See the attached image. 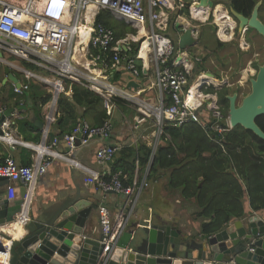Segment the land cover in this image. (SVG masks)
Instances as JSON below:
<instances>
[{
	"label": "built area",
	"instance_id": "obj_1",
	"mask_svg": "<svg viewBox=\"0 0 264 264\" xmlns=\"http://www.w3.org/2000/svg\"><path fill=\"white\" fill-rule=\"evenodd\" d=\"M196 1L192 0L189 6L191 13ZM185 6V0H0V62L20 76L19 85L9 81L13 92L22 96L34 82L50 94L48 101L41 105L39 143L26 142L10 135V122L6 117L0 124V140L12 147L22 145L33 151L27 165L16 162L11 156L0 164V179L25 187L21 208L13 221L23 227L26 225L30 220L37 178L46 172L53 160L63 161L89 175V180L95 181L102 193H113L123 198L114 218L106 207H99L98 241L103 249L97 264H105L130 224L140 193L148 186L149 162L145 172L140 174L136 162L137 171L128 184H123L122 171L111 172L108 169V163L114 159L118 149L116 145L103 143L95 150V163L103 168L102 175L74 157L76 150L89 145L92 140L105 142L111 137L113 125L108 117L98 125L80 118L63 136H51V125L59 117L58 98L71 94V89L67 91L65 87L66 80L82 84L99 95L107 113L114 105V97L131 103L141 115L138 120L148 122L153 128L151 158L162 143L166 125L181 126L194 122L212 139L217 133L223 134L232 129L228 117L219 109L216 92L208 90L211 86L214 90L220 88L222 77L217 79V84L210 78L201 83L198 91L205 99L197 102L198 98L200 100L198 94L194 100L188 101L192 85L200 76H208V70L195 72L193 64L201 59L195 56L191 61L185 51L176 53L171 39L163 33L170 11L184 9ZM100 13L146 32L141 33L138 54L141 58L145 57L154 69L156 100L149 96L143 98L139 92H127L126 86L111 80L112 74L118 70L132 71L136 75L138 72L133 59L128 57V33L123 38H115L114 30L97 20ZM5 54L13 56L14 61L8 60ZM212 78L216 79L214 75ZM259 217L264 223V214ZM6 224L0 225V264H8L14 239L5 232L3 226ZM261 236L251 239L250 251L255 250L254 243Z\"/></svg>",
	"mask_w": 264,
	"mask_h": 264
},
{
	"label": "water",
	"instance_id": "obj_2",
	"mask_svg": "<svg viewBox=\"0 0 264 264\" xmlns=\"http://www.w3.org/2000/svg\"><path fill=\"white\" fill-rule=\"evenodd\" d=\"M261 3L260 0L253 6L249 16L232 8L229 12L237 21L239 31L253 29L264 41V23L258 17ZM193 5L195 8L210 9L215 6L213 0H197ZM178 25L179 22L177 29ZM178 31L181 33L179 48L184 50L197 44L196 27L180 28ZM4 72L6 76L3 82L8 80L19 85L7 66ZM207 75L213 76L211 72H207ZM249 83L250 92L241 102H238L236 92L226 96L227 117L232 128L241 126L264 141V132L255 121L258 116L264 115V60ZM18 107L24 108V105ZM11 113V108L5 110L1 121ZM34 124L42 128L41 120L36 119ZM9 185L7 179H0V186H6L5 196L0 197V225L13 221L25 195L22 184L17 190ZM80 210V205L73 201L50 212L49 216L45 214V209L36 216L30 211V220L23 227V235L12 241L8 264H97L103 246L83 230L89 208L85 212ZM138 228L144 237L139 245L130 248ZM258 235L262 236L255 241V250L250 251V241ZM194 251L197 252L196 256L193 255ZM105 264H264V223L257 214H252L234 219L220 231L198 241L183 236L176 225L162 220L155 223L143 218L127 227Z\"/></svg>",
	"mask_w": 264,
	"mask_h": 264
},
{
	"label": "crops",
	"instance_id": "obj_3",
	"mask_svg": "<svg viewBox=\"0 0 264 264\" xmlns=\"http://www.w3.org/2000/svg\"><path fill=\"white\" fill-rule=\"evenodd\" d=\"M187 1L188 0H185L186 3ZM170 13L173 19V29L177 32L178 35V42L179 36L181 34L178 29L192 27V25L189 26L187 25V22H185V18H187V16L183 13V9H177L175 11L171 10ZM109 18L111 20V23H118L115 29L103 22L105 25L111 27L114 30L115 38H123L126 36V33H128V57L133 59L135 63V68L138 72L136 75L132 71L118 70L112 74L111 80L113 82L119 83L120 86H126L128 88L126 90L127 92H130L132 94L140 93L143 98H148L149 96L150 99L156 100L157 89L153 84L155 78L154 69H152L150 62H148L145 57L141 58L138 54L141 41V33L145 34L146 32L142 29H139L138 31L137 28L132 26V24L126 23L125 21L118 20L110 16ZM177 22H179V25L177 26L178 29L176 28ZM167 28L168 25L166 24V28L163 30V32L166 31ZM183 51L187 53L186 49H184ZM5 66L7 65L4 64V66L1 68L2 77L0 78V124L2 122L1 115L4 114L5 110L11 108L12 113L6 116V118L10 122V128L8 132L10 133V135L18 139L24 140V137L19 134L17 130V125L15 124L14 120L28 118L33 123L36 119L41 120L40 116L42 113V106L40 104L38 105L41 110L39 114L40 116L36 117V115L34 114V109L37 110L38 108L35 107L36 105H33L34 102L31 101V99H28L27 106L25 105L24 108H19L18 106L20 105H16L14 103L15 96H12L14 94L12 91L13 89L11 82H9L8 80L3 82V79L6 76L4 72ZM206 67L208 71H212V68L210 69V66L206 65ZM9 70L14 76H16L17 79H20V76L18 74H14L13 70H11L10 68ZM116 73L118 74L117 78H115ZM65 87L67 91L70 90V88L66 84ZM41 89V91L35 89L33 91H39L40 94H42L43 91L47 92L44 87H42ZM116 98L123 100L121 105L118 106L114 103V100H116ZM116 98L114 97L112 101V104L114 103L115 106L112 105L109 113H107L102 102L103 108L105 109L106 114L108 115V118L111 120L113 125L111 137L105 142H102L98 139H94L90 142L89 145L76 150L73 155L77 160H79L83 164L90 166L91 168L96 170L100 175H102L103 168L97 165V163H95V150L98 148L99 145L103 143L116 145L118 149L115 152L114 159L108 163V169L111 172H116L119 170L122 171L123 180L128 181L130 175H128V168L126 164H131V162H133L134 167L132 169L134 170V172L137 171V155H139V158L142 157L141 146L145 145L146 147H148V149L151 150L152 153L153 133L150 132V128L148 127L150 125L148 124V122L141 123L138 120L141 115H138V113H136V110L134 109L135 107L131 103L125 101L120 97ZM36 101L38 102L39 99H37ZM129 107L131 108V110L133 109L136 113L135 117L133 118V123L131 127H128L127 113H122V110H128L129 112ZM85 119L93 125L90 117H86ZM70 130V124L60 126L56 122L55 124L51 125V136L57 135L61 137ZM1 132L2 128L0 126V133ZM25 135L32 137L34 133L25 132ZM166 139H168V134L165 133L162 135L161 144H163V140ZM24 141L36 143L28 139ZM61 147L62 149L65 148L63 142ZM32 154L33 151L27 147H24L22 145H14L12 147L7 142L0 140V158L2 156H11L16 160V162L22 164L23 160H31ZM149 160L150 161L148 165L147 175L148 186L144 188L143 191L140 193V196L134 208V212L130 217L129 223H135L143 218L150 219L152 222L155 223H157L159 220H162L171 225H176L183 236H189L198 241L204 239L205 237L199 234L200 218H198V216L196 215L197 207L194 201L184 200L179 190L170 188L168 186V171L158 169L150 170L151 156ZM137 164L139 174L142 171L144 173V169L147 168V166L142 167L141 163L139 162ZM10 184L11 187L14 188V190L15 188L17 190V188L20 186V184L18 183L10 182ZM5 187L6 186H0V197L5 196ZM73 201H76V204L80 205L81 210L83 212H85L86 209L89 208L87 217L85 216V225L83 227V230H86V234H90L92 237L98 239L100 237L99 207H106L114 218L115 213H117L118 210L121 208L123 198L119 195H114L113 193H102L96 182L89 180V175H86L85 173L76 168L70 167L63 161L53 160L50 166L47 168L46 172L37 178V181L34 186L30 211H32L33 216H36V214L40 213V210L45 209L47 210L45 214L49 216L50 212H53L55 209H58L64 205L72 203ZM246 206V217H249L252 214H257L258 216L264 214V210L259 212H252L249 209L248 204ZM6 225H4L3 227L5 228L8 226ZM6 233L9 234L8 231ZM196 253L197 252L194 251L193 255L196 256Z\"/></svg>",
	"mask_w": 264,
	"mask_h": 264
},
{
	"label": "trees",
	"instance_id": "obj_4",
	"mask_svg": "<svg viewBox=\"0 0 264 264\" xmlns=\"http://www.w3.org/2000/svg\"><path fill=\"white\" fill-rule=\"evenodd\" d=\"M214 4H218L213 0ZM260 0H229L228 7L238 13L249 16L253 6ZM259 7L264 6V0ZM191 0H188L183 13L189 16L188 7ZM112 28L116 29L118 23H111L109 15L100 13L97 17ZM250 30V29H248ZM217 47L210 49L204 46L209 54H215L218 48L226 43L216 40ZM135 52V51H134ZM203 61V59H202ZM30 68L33 65L26 64ZM208 70L201 61L194 67V71ZM118 74L116 73L115 78ZM71 89L69 96L61 95L57 101L59 117L57 124L65 126L70 124L71 128L80 118L90 117L93 125L102 123L108 115L102 105L101 98L86 86L65 81ZM41 85L30 83V88L22 96H15V104L26 105L28 99L34 102L33 105L36 117L40 116L39 104H45L50 94L43 91ZM39 90L34 92L33 90ZM41 89V90H40ZM218 95V103L224 110L228 109L227 95L232 94L222 88L214 90ZM13 91V90H12ZM39 99L37 102L36 100ZM37 102V103H36ZM123 100L116 98L114 103L121 105ZM224 116L226 112L224 110ZM41 117V116H40ZM256 123L264 132V115L256 118ZM17 130L24 140L39 142L41 130L28 118L15 119ZM165 133L168 139L163 140V144L158 145L151 158L150 170L168 171V186L179 190L181 196L186 200H193L200 218L199 234L208 237L223 229L226 224L234 219L246 217L245 207L248 204L252 212L264 210V141L256 136L252 131L241 126H236L224 132L217 133L215 139L208 136L199 124L187 122L181 126L166 125ZM25 132L34 133L26 136ZM142 157L137 161L142 167L148 165L151 150L145 145L141 146ZM8 156L0 158V164L5 162ZM31 160H23L22 164L27 165ZM124 165V164H123ZM140 165V164H139ZM128 168L129 183L134 174V163L126 164ZM133 170V171H132ZM143 172V171H142Z\"/></svg>",
	"mask_w": 264,
	"mask_h": 264
},
{
	"label": "rangeland",
	"instance_id": "obj_5",
	"mask_svg": "<svg viewBox=\"0 0 264 264\" xmlns=\"http://www.w3.org/2000/svg\"><path fill=\"white\" fill-rule=\"evenodd\" d=\"M215 1H217L218 3V5L216 4L217 5L216 7L221 6L226 11V14H229V7L227 5L229 0H215ZM215 8H213L214 11ZM212 10L209 11L210 14L207 16V19L204 21H200L199 19L193 18L191 15L185 18L186 19L185 22H187V25L195 26L199 32L197 39L198 45L194 47L186 48L188 59L193 61L192 60L193 56L194 57L197 56L198 58H200L201 62L204 63V65L210 66V69L212 68L211 72L213 73L216 79L220 80V77L223 78V81L222 79L219 81V83L222 85L220 87L222 88V90L226 89L227 93L228 91L230 93L236 92L238 94V97L240 98L244 97L246 93H248L250 90L249 79L254 77L258 65L261 64L264 59L263 38L260 35H258L253 29L246 30L245 32L239 31L237 27V23H235L234 29H228V31L226 30L227 33H231V39L227 41L220 40L221 42H225L226 44L218 48L215 54H211L212 56L208 55L209 53L208 52L206 53V51L204 50V46L207 45L210 49L213 50L215 49V47H217L216 40L218 39V36L216 34L218 30L217 29L218 26H216V23H214L215 20L214 13L216 14V12H213ZM170 14L171 13H169L167 17L168 28L163 33L166 34L171 39L175 51L177 53L182 49L179 48L177 42L178 35L177 32L173 29V25H172L173 19ZM258 17L264 23V6L260 8ZM4 56H6L8 60L14 61L13 56L9 54L7 55L5 54ZM195 65L196 64H193V67ZM3 66L4 63H0V78L2 77L1 68ZM211 88H213V86H211ZM220 88H215V90H218ZM209 89L210 88H208V90ZM203 91L206 92V89L203 88ZM210 93L213 94V92ZM215 95H217V93ZM216 97L218 100V95ZM129 109H130L129 112L128 110L126 111L122 110V113L123 112H125V114L127 113L128 127H131L133 123V118L135 117V114L137 112L135 113V111L133 109L131 110L130 107ZM219 109L221 113H224L225 110L227 116L226 108L223 110L220 106ZM148 127L150 128V132L152 133L153 128L150 126ZM186 201H190V200H186ZM143 237L144 234L142 230L140 228L136 229L135 239L134 241H132L130 248H134L135 246H137L141 242V239Z\"/></svg>",
	"mask_w": 264,
	"mask_h": 264
},
{
	"label": "bare ground",
	"instance_id": "obj_6",
	"mask_svg": "<svg viewBox=\"0 0 264 264\" xmlns=\"http://www.w3.org/2000/svg\"><path fill=\"white\" fill-rule=\"evenodd\" d=\"M217 5H215L211 9L209 7L195 8L193 6L191 14H192L193 18L199 19L200 21H204L207 19V16L210 14L209 11L212 10L213 8H215ZM212 11L216 12V14L214 13L215 17L214 16L213 17L215 18L214 23H216L218 26L217 36L223 41L230 40L231 39V33H227L226 30L233 29L236 22L232 19V17L229 14L228 15L226 14V11L221 6L216 7L215 11H214V9ZM143 33H145V32H143ZM207 78H210V80H212L214 84H216L218 82V80L213 79L211 75L200 76L198 78V80L195 81L194 84L192 85V88H191L189 96H188V101L194 100L195 97H198V94H199L200 100L198 98L196 100L197 102L205 99L204 95L201 94L200 91H198V89H199L201 83L204 82ZM249 92H250V90H249ZM248 93H246V94H248ZM242 98L243 97H241V98L238 97V102H241ZM4 230L6 232L8 231L9 234H11V236H13L14 239L20 238L24 233L23 226L20 223L15 222V221L8 224V226L5 227Z\"/></svg>",
	"mask_w": 264,
	"mask_h": 264
},
{
	"label": "clouds",
	"instance_id": "obj_7",
	"mask_svg": "<svg viewBox=\"0 0 264 264\" xmlns=\"http://www.w3.org/2000/svg\"><path fill=\"white\" fill-rule=\"evenodd\" d=\"M191 2H192V0H191ZM191 4V3H190ZM214 5H216V4H214ZM190 6V5H189ZM188 10H189V7H188ZM229 11H230V8H229ZM229 14H230V12H229ZM189 15H191V13H190V11H189ZM231 15V14H230ZM232 17V16H231ZM232 19L234 20V21H236L233 17H232ZM236 23H237V21H236ZM216 26H217V24H216ZM192 27H195V26H192ZM197 29V28H196ZM218 29V28H217ZM248 30V29H247ZM217 34V33H216ZM197 35H198V33H197ZM218 39H219V41L221 40L219 37H218ZM180 51H183V50H180ZM211 72V71H210ZM212 73V72H211ZM213 74V73H212Z\"/></svg>",
	"mask_w": 264,
	"mask_h": 264
},
{
	"label": "flooded vegetation",
	"instance_id": "obj_8",
	"mask_svg": "<svg viewBox=\"0 0 264 264\" xmlns=\"http://www.w3.org/2000/svg\"><path fill=\"white\" fill-rule=\"evenodd\" d=\"M228 15V14H227ZM235 27V26H234ZM234 29V28H233ZM228 31V30H227Z\"/></svg>",
	"mask_w": 264,
	"mask_h": 264
}]
</instances>
